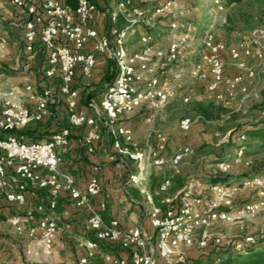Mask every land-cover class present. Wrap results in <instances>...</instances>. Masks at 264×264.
I'll return each mask as SVG.
<instances>
[{
  "label": "built area",
  "instance_id": "1",
  "mask_svg": "<svg viewBox=\"0 0 264 264\" xmlns=\"http://www.w3.org/2000/svg\"><path fill=\"white\" fill-rule=\"evenodd\" d=\"M6 1L15 10H24L29 16L24 23L25 50L32 52L36 41L41 42L48 54L45 78L52 80L59 75V97L65 102L67 112V126L54 133L48 141L27 143L22 136L10 133L48 118V107L55 99L54 93L49 89L36 93L33 87L27 86L25 92L35 103V107L30 109L18 102L16 92L5 91L0 86V135H4L0 137V205L3 202L24 205L30 188L48 194L46 202L39 203L23 215H12L6 219L16 235H25L29 241L27 255H31L35 247L44 256L52 254L59 232L52 213L62 193H67L74 206L87 214L83 228L89 238L83 243L85 254L78 264H88L101 245L110 243L118 244L129 252L130 264H181L184 262L183 249L195 245L199 249L220 245L221 225L252 215L264 205L248 203L237 209L233 204V196L238 191L251 189L264 194V177L260 176L243 178L232 184H202L189 179L174 203L168 195L172 178L180 173L182 162L192 153L191 148L181 146L171 157H164L161 153L168 141L164 132L153 131L155 143H147L142 149L135 142L133 131L121 124L137 111L156 113L169 104L175 96L169 68L177 61L180 48V39L174 35L165 53L153 55L152 44L158 33L155 37L146 33L140 38V43L147 46L145 50L130 51L128 39L137 22L130 19L132 0H117L112 10L102 11V17L112 25L111 36L100 35L92 27L97 6L89 0H77L74 9L57 0ZM221 4L220 0H214L219 10H223ZM120 19L127 21L128 25L117 27ZM170 31H177L175 24L170 26ZM202 42V53L191 66L189 75L191 79L205 84L207 94L222 106L225 110L223 117L227 119L240 111L237 92L243 94V99L248 98L245 85L252 82L259 84V74H264V27L257 29L249 41L236 46H229L208 34L204 35ZM96 56L111 60L116 72L103 90L98 115L93 117L79 111L78 92L73 89V84L77 74L84 78L92 76ZM224 56L235 63L239 75L225 76ZM153 58L157 59L154 64ZM249 59L257 62L259 71L248 65ZM261 82L264 89V78ZM192 95L193 88H188L182 101L189 102ZM261 116L264 119V110ZM259 120L256 119L255 123L258 124ZM84 127L89 129L84 137L88 155L93 154L94 144L101 139L100 132L104 131L112 140L108 161L113 163L121 157H128L135 162L137 172L130 177L135 186L140 187L153 169L161 171L166 168L170 171L171 175L158 188L162 205L166 208L151 204L147 212L153 229L151 236H145L139 226L123 230L116 220L109 223L103 221L100 215L102 205L94 204V199L101 193L97 166L93 168L85 192L75 187L72 175L61 172L59 151L70 145L74 129ZM191 127V119L185 118L180 121L178 130L187 136ZM244 160L245 151L241 146L231 160L216 164L217 171L229 173L233 166L241 165ZM249 163L250 160L245 161L247 167ZM142 192L151 201L147 192ZM246 242L236 245V251L254 244L252 237H248ZM103 258L105 264H128L125 259L114 258L110 254H104ZM215 262H220V258Z\"/></svg>",
  "mask_w": 264,
  "mask_h": 264
},
{
  "label": "rangeland",
  "instance_id": "2",
  "mask_svg": "<svg viewBox=\"0 0 264 264\" xmlns=\"http://www.w3.org/2000/svg\"><path fill=\"white\" fill-rule=\"evenodd\" d=\"M116 2L117 0H110V8L106 9L112 10ZM221 6L223 10H219L214 5V0H132L129 11L130 19L137 21L134 32L128 40L130 51L145 50L147 46L140 43V38L146 33L153 37L158 33V37L152 44L151 54L153 55L158 52L165 53L174 35L180 39V48L177 61L169 68L171 70L170 84L175 96L164 110L156 113L137 111L124 123L130 120L135 131V141L142 149H145L147 143H151L155 130L164 132L173 145L189 146L192 153L182 162L180 173L184 174L187 180L194 179L202 184H209L212 171H217L215 163L231 160L241 146L245 147L246 158L241 165L236 168L233 166L230 172L226 173L230 177L228 184L238 182L242 178L247 159L264 157V151L258 148V141L247 137L241 138L243 133L245 135V131L258 125L255 123L256 119H260L259 123L264 122L261 116L264 110V89L261 84L264 74H261L262 72L259 74V84L252 82L245 85L249 93L248 98L243 99V94L240 91L237 92V104L241 106L239 112L231 114L227 119L222 115L219 118L213 117L211 120L205 119L199 112L200 105L207 106L210 103L219 105L212 97H209L205 84L191 79L189 75L191 66L202 53L204 35L208 34L229 46H236L249 41L257 29L264 27V0H245L241 4L233 3L229 6L221 4ZM1 17L0 63L14 73L12 77L2 76L1 86L3 89L16 92V97H20L21 100L27 95L29 97L28 92H25L27 86L33 87L36 93H42V86H48V84L43 79L41 61L37 62L33 53L25 50L20 38L19 42L14 41L9 24L3 21L4 17ZM172 24L176 25L177 31L171 33ZM127 25V21L120 19L117 27L124 28ZM223 60L226 77H235L240 74L229 57L224 56ZM156 61L157 59L153 58L152 64ZM247 63L254 70H260L254 59H249ZM97 79L94 77L93 80ZM103 84H97L94 93L99 95ZM83 87L80 86V88ZM188 88H193V95L189 102L185 103L182 101V96ZM60 106V112L63 114L60 117L66 122V106L62 99ZM54 113L56 114L55 111ZM185 118L192 121V127L187 136L182 135L178 130L180 121ZM170 147L172 151L174 148ZM248 203L264 204V194L251 189L234 194L235 208L239 209ZM12 211L20 212L14 207L7 208L5 205H0V264H78L81 255L79 243L86 237V233L78 232L70 227L67 232H61L58 235L50 256L42 255L38 247L34 248L31 255H27L29 241L26 247H23V238L16 235L6 222L7 217L13 214ZM57 225L58 228H62L60 223ZM219 231L222 234L220 245L216 247L210 245L209 248L228 250L229 254L226 257L233 259L231 264H242L246 254L236 251L234 248L236 245L246 244L247 238L252 237L253 243L260 246L256 251H260V248L264 246V205H261L252 215H247L232 224L221 225ZM202 250L197 245L183 249L181 254L184 262L181 264L194 262L223 264L214 260L208 263L206 258H201Z\"/></svg>",
  "mask_w": 264,
  "mask_h": 264
},
{
  "label": "crops",
  "instance_id": "3",
  "mask_svg": "<svg viewBox=\"0 0 264 264\" xmlns=\"http://www.w3.org/2000/svg\"><path fill=\"white\" fill-rule=\"evenodd\" d=\"M57 1L69 6L72 9L77 6V0ZM93 2L97 6V12L95 13L94 21L91 24L92 27L100 35L111 36L112 25L102 17V11L108 7L110 8V0H93ZM0 16H2L1 18L4 17L3 21L9 24L12 38L15 39L14 41L19 42L20 38L21 42H23L25 46L24 23L29 18L26 11L15 10L6 0H0ZM30 53H33L37 62L41 61V67H43L42 72L44 73L45 69L48 67V54L39 40L36 41L34 50ZM110 62L113 63L111 60H108L104 57L96 56V66L92 76L89 78H84L80 75L75 78L73 88L78 92L79 111L93 117L98 115L102 93L108 84L104 81V77L110 72ZM115 72L116 69L114 71V76ZM56 77L52 80H48L45 79L43 75V79L47 82L48 86L44 85L41 88L44 90L49 87V90H51L55 96V99L50 102L48 107L50 116L44 120L52 121L53 125L56 124L57 121L60 123L61 121H64L60 117L63 116V114L60 112L61 99L59 97V75ZM94 77H97L98 79L93 80ZM100 83L103 85L99 95H97V93L94 92L97 89L96 85ZM80 86L84 87L80 88ZM1 88L3 89L2 86ZM3 90L9 91L8 89ZM89 93L93 96L90 98L89 102H85V98ZM97 97L99 99H97ZM17 100L27 108L33 109L35 107V103L29 99L28 95L22 100L20 97H17ZM125 120L121 121V124L130 128L134 135L135 131L131 126L130 120L124 123ZM260 127V125L255 126V129ZM88 130L89 129L86 127L74 129L70 145L66 149L59 151L62 160L60 165L61 172L72 175L75 187L81 192H85L88 181L93 174V168L94 166H97L99 168L98 178L101 185V193L94 199V204L96 206L102 205L100 215L103 221L105 223H109L112 220H116L119 223L120 229L123 230L139 226L142 228L145 236H151L153 229L151 228L149 219L147 217V212L150 210L151 204L162 207V209L166 208L164 205H162V195L158 194V188L163 183V181L171 175L170 171L166 168L161 171L153 169L149 173L147 180L140 187H137L130 182L131 175L137 172L134 161L128 157H121L119 160L113 163L108 161L109 154L112 151V140L110 136H108L104 131L100 132L101 139L94 144L93 154L88 155L86 153L84 137L87 135ZM151 143H155L154 137ZM170 146H173L172 148H174L172 151ZM177 147V145H173L168 139L165 150L161 153L162 156L171 157L175 153ZM247 169L248 167L245 166L243 173H245ZM241 179L243 178H240V180ZM185 181H187V177L184 174L179 173L178 175L173 176L172 186L169 189L168 195L174 199V203L179 192L183 188ZM229 184H232V182H229ZM142 191L147 192V194L151 197V201L147 200L146 194H144ZM47 199L48 198L44 195L43 190L30 188L28 189L26 195V203L21 206L16 204L13 205V207L20 212H12L14 215H23L26 211L35 208L39 203L44 201L46 202ZM6 204L7 203L3 202L1 205ZM52 215L56 219L57 223L62 225V228H59L60 231L58 232L57 237L61 232H67L70 227L76 229L78 232L86 233L83 227L87 220V214L85 211L77 209L74 206L67 193L61 194L57 202V207ZM19 237L23 238V247H26L28 241L26 236L23 235ZM88 238L89 236L86 233V237L83 238L79 243V250L81 252L80 258L85 254L83 243ZM104 254H110V256L114 258L125 259L128 261V264H130L129 252L121 249L118 244L112 243L101 245L100 250L95 253V256L88 264H105L103 258Z\"/></svg>",
  "mask_w": 264,
  "mask_h": 264
},
{
  "label": "trees",
  "instance_id": "4",
  "mask_svg": "<svg viewBox=\"0 0 264 264\" xmlns=\"http://www.w3.org/2000/svg\"><path fill=\"white\" fill-rule=\"evenodd\" d=\"M89 1L94 3L93 0H89ZM220 1L222 5L225 4L226 6H229L233 3L241 4L245 0H220ZM109 66H110V72L107 73L104 77V81L106 83L111 82L112 79L114 78V71H115L114 64L110 62ZM13 74L14 73L12 71L7 69L0 63V78L2 76L12 77ZM77 76H80V75L77 74L76 77ZM44 78H45V75H44ZM92 96L93 95L89 93L87 97L85 98V102H89ZM199 112L207 120H211L213 117L219 118L225 114V110L222 108V106L215 105L214 103H210L207 106L200 105ZM258 125H260L261 127L258 129H255V126H258ZM258 125H254L251 129L245 131V135L243 133L242 136L247 137L248 139L253 140V141H258L259 142L258 148L264 151V122L258 123ZM66 126H67V122H64V121H61V123L57 121V123L54 125L52 121H42V122H37V123H31L21 130L12 131L10 134L15 135V136H22L25 142L27 143L45 142V141H48L54 133L58 132L60 129ZM3 136L4 135H0V137H3ZM219 162L221 161H218L215 164H218ZM256 176L264 177V157L261 159L250 160L248 169L245 173H243L242 178H250V177H256ZM229 180H230V177L226 173H221L219 171H212L210 179H209V183L211 184L227 183ZM43 192H44V195L47 196L48 198L47 192L46 191H43ZM13 205L14 204H6L5 206H7V208L9 207L11 208L13 207ZM12 215L14 214H11L9 216H12ZM259 247L260 246L256 244L245 245L243 249L239 250L238 251L239 253L241 252V253L246 254V259H244L242 264H263L264 263V246L260 248V251H256L257 248ZM202 251H203V255H201V258H206L208 263H210L213 260L215 261L217 258H220V262H222L223 264L232 263L233 259H231V257H226L229 254L228 250L226 251V250H221L218 248H207V249H203ZM224 256L226 258L222 259L224 258ZM193 264H201V263L194 262Z\"/></svg>",
  "mask_w": 264,
  "mask_h": 264
}]
</instances>
